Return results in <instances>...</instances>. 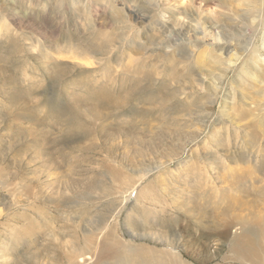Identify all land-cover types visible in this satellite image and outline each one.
<instances>
[{
	"label": "rangeland",
	"instance_id": "374dc122",
	"mask_svg": "<svg viewBox=\"0 0 264 264\" xmlns=\"http://www.w3.org/2000/svg\"><path fill=\"white\" fill-rule=\"evenodd\" d=\"M28 1L29 5L26 0H0L3 28L9 26L21 44L23 52L18 57L35 56V59L23 58L22 63L13 65V59L7 55L12 49L9 41L4 38L0 41V246L9 240L8 230L17 225L14 213L36 218L38 207L51 221L24 244L13 248L8 245L9 251L0 259V264H25V258L20 255L26 253L25 248L33 240L44 246L48 243L46 240L65 242L77 240L85 233L100 235L101 231L105 232L108 241L118 242V261L123 259L126 264H153L158 258L163 264H176L173 260L179 264H240L229 252L231 237L240 227L238 224L245 220L255 226L257 233L264 231V130L252 131L253 135L244 127L245 118H254L250 116V94L259 89L255 85L240 88L239 77L235 74L240 69L223 78H215V70L207 74L210 69L205 67L202 72L198 70L201 78H196L195 59H187L185 47L178 49L175 46L180 41L177 33L186 31L179 24H188L186 17L191 14L187 9L193 6L195 14L216 22L217 15L222 13L216 7V1L65 0L62 4L61 0ZM239 8L243 10L244 6ZM242 14L237 20L233 19L231 32H225L222 23L216 25L222 32L217 33L218 37L225 38L226 33L233 38L229 45L231 54L227 58H237V68L254 47L260 49L263 46L264 28H252L251 14ZM187 26L191 30L188 35L193 34V30L204 32L196 24ZM235 28L236 33H232ZM91 29L106 33L105 39L111 40L112 51L106 62L97 56L99 54L88 52L85 53L88 61L40 62L39 53L52 58L49 55L52 52L55 55L58 48L80 54L75 45L87 40ZM188 51L194 57L199 53L193 47ZM122 55L125 56L123 62L111 60L113 56L122 58ZM128 56L133 59L142 56L141 62L151 66H141L152 78H147L150 81L139 89L134 83L139 84L145 78L125 77L137 67L135 63H129ZM168 60L180 66V71L174 70L175 78L185 79L166 85V96L173 97L169 105L175 104L176 111L161 109L159 103H162L156 98L164 91L157 92L153 87L167 79ZM54 67L69 73L63 83L61 79L48 78L54 73ZM109 76H113L111 81L107 79ZM206 76L222 81L223 85L216 93L204 84L200 88L199 83L205 81ZM10 77L16 83L12 90L23 94L21 100L18 96L14 102L10 101L11 90L6 86V78ZM87 82H95L97 86L108 84L105 87L119 101L115 106L105 107V99L101 102L105 109L101 108L94 98L97 93L101 95L99 90L103 87L82 92ZM124 90H130L128 96L133 97L127 104L122 102L127 95ZM67 94L70 99L74 98L69 103ZM260 103L264 104V99ZM229 105L231 109L224 108ZM72 107L81 110L82 114L76 118ZM96 112H99L98 116L101 112V120L95 116ZM42 152L47 154L43 156ZM105 164L122 169L125 185L113 181L102 168ZM44 169L49 172L42 173ZM143 170L148 177L141 180L142 174L137 173ZM249 171L253 173L251 177ZM204 174L207 181H200ZM59 181L70 187L69 191L64 189L69 202L57 207L58 193L63 188L58 186ZM161 181L169 188L168 193L161 191L164 188ZM89 183L95 184V189L87 197L82 195L84 200L79 199L78 192L81 193ZM153 187L166 198V205H172L174 216L170 217L168 212L165 221L153 220L152 214H156L160 205H146L151 213L149 223H143L137 217V209L141 203L146 204V196L151 192L149 188ZM173 188L186 193L175 195ZM202 191L211 197L201 195L203 199L200 198ZM48 197L52 202L45 201ZM178 200H182L180 205L176 203ZM81 209L83 212L78 211ZM129 214L133 217H128ZM45 220L42 218V223ZM154 226L155 230L164 232L179 230L182 243L176 248L154 244L149 235ZM219 230L225 231L224 236L217 234ZM261 237L256 251L263 257L264 238ZM202 243L203 247L210 248L213 257L201 254L197 246L201 247ZM50 244L55 247L59 242L51 241ZM62 250L59 247V251ZM17 252L20 254L15 259ZM53 252L56 254L52 251L50 258L40 260L44 264H57L60 256Z\"/></svg>",
	"mask_w": 264,
	"mask_h": 264
},
{
	"label": "bare ground",
	"instance_id": "6f19581e",
	"mask_svg": "<svg viewBox=\"0 0 264 264\" xmlns=\"http://www.w3.org/2000/svg\"><path fill=\"white\" fill-rule=\"evenodd\" d=\"M26 1H27V4L29 5L30 1H28V0H26ZM64 1L65 0H61L60 4L64 3ZM75 1H79V0H75ZM208 1H211V0H203V2H208ZM214 1H216V5H217L216 7L218 9L222 10V13L217 15L216 22H211L209 19L204 18L203 16H200L199 14H195L193 12V8H192L193 6L191 8H188L187 11L191 14V15H188V17H186L188 24H184V23L179 24V27L182 29H185L186 31L184 32V30H183L182 32L177 33L180 41H178L175 46L178 49L185 47V55L188 56L187 59H192V60L195 59L194 64L197 66V71L194 74H195L196 78L197 77L201 78V76H199L200 73L198 72V70L200 72H202L205 67H208L210 69L207 72V74H210L211 71L215 70V72H214L215 78H223L224 75L232 73V72L233 73L237 72L240 69L239 73L238 72L235 73L239 77L238 81L241 85L240 88H243V87H246L249 85H255V87L259 89V91H256V92H253L250 94L249 99L251 100L250 104L252 106V110H250V113H251L250 116H254V118H251V119H250V117L245 118V124H244L245 130L247 131V133H251V134H253L252 131L262 132L261 130H264V104H261L260 102H262V99H264V33L262 36L263 37L262 48H260V49H259V47H254L253 49L251 48L252 50L249 52L250 54L249 53H248L249 55L246 54V57L248 56L246 58V61L243 62L242 64H240L241 66L237 68V66L239 65L238 59L237 58H234V59L227 58V55L231 54L230 53L231 48L229 45H230V42L233 40V38L229 37L226 33H224V35H223V36H226L225 38H221L220 35L218 37L217 33H222V32H221V27L219 26L220 28H218L216 25H217V23H222L223 29L225 30V32H231V29H232L231 24H232L233 19L237 20L238 18H240V13L242 12L243 14L245 13L246 15L251 14V18H250L249 22H250V24H251L250 26H252V28L253 27L264 28V0H248V1H244V0H214ZM240 6H244V9L239 10ZM239 11H240V13H239ZM199 13H201V12H199ZM179 14H183V12H179ZM8 15L9 14H7V16ZM11 16H12V14H11ZM9 17L10 16H8V18ZM8 20H10V19H8ZM175 21H177V20H175ZM245 21H246V19H245ZM192 24H196V26L201 27L202 29H204V32L203 33H197L196 30H193L194 33L191 35H188L189 31H191V30L187 29L188 28L187 25H192ZM4 25H5V22L0 21V31L2 30L1 31L2 34L0 35V41H2V38H4L5 40L7 39L9 41L12 49L10 51L8 50L9 52L7 53V55L9 57V59H13L12 64L15 65V62L18 64L20 61H21L20 63H22L23 58L35 59V56L32 54H30L26 57H21V58L18 57L19 54L23 52L22 48H21V44H19L18 40L13 36V34L11 32L12 31L11 28H9V26H7V27L5 26L6 28H3ZM234 27H236V25H234ZM226 28H228V29H226ZM103 29H105V28L103 27ZM201 31H203V30H201ZM232 33H236V28L232 31ZM198 35H201V36L199 37ZM229 35H232V34H229ZM70 36H72V35H70ZM105 36H106V33L100 32L98 29H91L90 30V37L87 40L85 39L82 43H76V45H75V48L80 50V54L75 53L76 51L69 52V51H67L66 48L65 49L58 48L57 50H55L57 52L55 55L53 52L50 55L47 54L50 57H52V58H48L47 56L41 55L37 50L36 51L40 55V59H41L40 62H42V60H45V61L49 60L50 63H57L60 61L63 62L62 59H65L64 60L65 62L66 61H76V62L77 61H88V58L85 55L86 52L92 53L94 55L99 54L97 56H100V59L102 58L101 60L106 62L107 60L110 59L109 56H110L111 51H112L111 46H113V45H112L111 40L109 38L106 37V39H105ZM72 38H74V37H71L70 39H72ZM133 38H136V37L134 36ZM183 38H185V39L183 40ZM109 47H110V49H109ZM190 47H193L194 50L199 51V53L196 57L192 56V54L188 51V49H190ZM240 55H242V54H240ZM124 57H125L124 55H122V58H119L118 56H113L111 60L112 61L118 60L119 62H123ZM143 59L144 58L142 56L140 57V59L139 58L133 59V58H130L128 56L129 63H135L137 65V67L133 71H131L129 73V75H126L125 77L126 78H145L139 84L137 82L134 83V86H139L138 88L136 87L137 89L141 88L144 84H146L148 81H150L147 78H152V75L150 73H148L147 70H143L141 68L142 65H146L147 68H151V66H149L148 64H145V62L144 63L141 62ZM168 62L170 64V67L166 69L165 78H167V79L164 82H161L160 84H157V85L151 84L152 82L150 84L153 85V87H155L157 89V92L164 91V93L159 94V95L157 93L158 96L156 98V100H160L162 103V105L159 103L161 109L163 107L164 110L176 111L177 108L174 106L175 104L169 105V101L171 99H173V97H169V94H168V96H166L167 95L166 94V85L169 82H179L180 80H185V79L184 78H175L176 73L174 70L177 69L180 71V66H179V64H175V63L173 64V62L171 60H168ZM24 65H25V62H24ZM54 68H55L54 71L51 70L54 73L52 75H50L48 78L61 79V82L63 83L65 80L63 78H67L69 73H67V71H65V70L60 71V70L56 69V67H54ZM86 74H87V72H86ZM244 75H247L246 76L247 78H243ZM112 77L113 76H109L107 79H109V81H111ZM205 78H207V79H205V81H202V83H199L200 88L204 84L205 87L209 88L214 93H216V91L219 90L220 87L223 85L222 81L219 79L208 78L207 76ZM67 84H70V83H67ZM97 85L98 84L95 82H87L83 85L84 90L82 92H92V91L98 90L97 88L103 87L101 90H99V92H101V95H100V93H97L96 95H98V96L94 98L96 104L100 105L101 108H103V105L101 104V102H104V100L107 99V101H105V103H104L105 107L115 106V103H116V101H119V98L117 96L113 97V94L109 92V88L105 87L108 84L104 83L101 86H97ZM6 86L10 87L9 90H11V92H9V94H8L10 101L12 99V102H14V100H17L19 98L18 96H20V100H21V97L23 96V94L22 93L17 94L14 90H12L14 87H16V83H15V80L13 78H11V77L6 78ZM113 86H114V83H113ZM0 92H1V90H0ZM124 92L127 95H125V97L123 98L124 101H122V102L127 104L128 103L127 101L133 97L128 96L130 94V90L129 91L124 90L123 93ZM240 93L244 94V92L242 90ZM117 94H119V93H117ZM201 94H203V93H201ZM207 95H204V96L206 97ZM66 97L68 100L67 103H69L70 100L74 99L73 97H72V99H70L71 97L68 94L66 95ZM176 98H178V97H176ZM198 102H199V100L197 99L196 103H198ZM72 108H73L72 113L76 118L82 114L81 110H78L77 108L75 109L74 107H72ZM224 108L225 109H227V108L231 109L230 105L227 107H224ZM103 109H105V108H103ZM254 111L256 114H254ZM96 113H94V114H96L95 116H97L99 119L102 118L101 112H100V116H98L99 112H96ZM103 114H105V113H103ZM242 114H244V113H242ZM259 114H260V117H258ZM223 115H224V111H223ZM98 118H96V119L98 120ZM228 126H229V124H228ZM253 135H255V134H253ZM8 139L10 140L11 138H8ZM15 142H16V140H15ZM214 146H217V145L215 144ZM202 152H204V151H202ZM36 153H38V152H36ZM214 153H216V151ZM41 154H43V156H44L47 154V152L46 153L42 152ZM46 164L47 163L45 162L44 165L46 166ZM107 165L108 164L103 165L102 168L106 171V173L108 175L111 176L113 181H115L116 183H118L120 185H125L122 183L123 178H125V176L123 175L122 169L121 170L116 169V166L110 167V164H109V166H107ZM191 167L193 168V166H191ZM222 170H223V168H222ZM217 171H219V170H217ZM44 172L47 173V172H49V170L48 171H47V169L42 170V173H44ZM248 173H249V175L250 174L253 175V173H251L250 171ZM138 174H142L139 176V179H141V180L144 177L145 178L148 177L147 172H144V170L141 171V173L139 171V173H137V175ZM200 174H202V173L200 172ZM183 175H185V173ZM219 175H218V177H219ZM251 175H250V177H251ZM36 176L38 177L37 174H36ZM221 176H220V178H221ZM203 179L205 181H207V175L206 174L203 175V178H202V176L200 177V181ZM37 181H38V179H37ZM158 183H160V182H158ZM222 183H223V180H222ZM94 185L95 184H90V183L87 184V186H85V188H83L81 190V193L78 192V194H79L78 198L84 200L85 198H83L81 196L85 195L87 197V195L89 193H91L92 190L95 189ZM161 185H162V187H164L161 190L162 192L168 193L170 191L169 188L164 183L162 184V181H161ZM50 186H52V184H50ZM58 186L63 187V188H61L62 189L61 193H58L59 197L57 199V204H56L57 207H59L61 204H65L66 202H69V199L65 197L66 193H64V189L67 190L68 188H70V187H66L65 184H62L60 181H59ZM177 186H179V185H177ZM192 186L195 187V185H192ZM77 187H78V185H77ZM188 187H190V186H188ZM201 187H202V184H200V188ZM149 189H150L149 191H151V192H149L146 196V198H147L146 204H144V203L140 204L139 208L137 209V217L140 218L143 223H149V213H151V212L146 209V205H152L155 203L160 205V209L156 212V214H154V215L152 214L153 220L163 219L165 221V217H166L165 214L166 213L169 214L168 212H170V217H173L174 213L171 211L172 205H170V203L168 205H166L167 200L165 197L163 198L161 196L162 193L158 194L154 190V187L149 188ZM176 189L177 188H173V190L175 191V195L177 193L185 195V193H186L185 191H179L178 192ZM205 189H203V190H205ZM183 190H184V188H183ZM210 190L208 192L212 194V192ZM67 191H69V190H67ZM208 192L205 193L204 191H202V193L200 194V198H202L201 195H205L204 197L210 198L211 195ZM221 196H222V199H224L223 194H221ZM41 198H45V197H39V199H41ZM189 198H192V197L189 196ZM45 201L52 202L50 197H48L47 200H45ZM176 203L180 205L182 203V200L181 201L178 200ZM192 204H194L197 208V204H195L194 202ZM198 205H200V204H198ZM82 206H83V203H82ZM164 206H166V207H164ZM252 206H254V204ZM252 208H254V207H252ZM191 209H193V207ZM78 211L83 212V209L78 210ZM193 211H195V210H193ZM232 211H234V210L232 209ZM31 212H32V210H31ZM159 213H160V216H158ZM190 213H192V212H190ZM35 214L38 215L36 218L31 217L30 215H26L25 213H14V222L17 223V225L20 224V226L18 227L16 224H14V227L13 228L10 227L11 229L8 230L9 232L7 233V238H9V240H6V243H1L0 259L1 258L3 259V257H5L7 255V250H8L7 246L8 245H11V247L13 248V247L17 246L18 244H24L28 240V238H30L31 236L37 235V233H39V231L42 227H48L49 226L50 221H51L50 218H48V216L44 212H42L38 207L35 209ZM228 215H229V213H228ZM127 216L133 217L131 214H129ZM42 218H46L47 220H45V222L42 223ZM36 220H38V221H36ZM218 220H220V218H218ZM259 222H260V220H259ZM238 225L240 227L232 235L231 240H230L229 252L231 254L232 259L240 262V264H264V256L263 257L259 256L257 253V251H258L257 246H258L259 241H260L259 239L261 237V233H262L261 238L262 239L264 238V231L260 233V231L258 230L259 233H257L254 230L255 226L252 224H248L247 221H245V220L242 221L241 224H238ZM232 226H233V224H232ZM154 228H155V226L151 228L152 232L149 233V235L152 237L151 241H153L154 244H159L162 246L163 245L164 246H172V247L176 248L179 244L182 243L180 241L179 230L172 233L170 230H168L167 232H164V231L155 230ZM99 233H101V234L97 235L94 232L93 233H85L82 235V237L78 238L77 240L67 239V241H65V242L64 241L62 242L61 240H51V241H58L59 242V245L55 246V247L50 244L51 241H49V240H46L48 243L45 244L44 246L38 245L39 244L38 240H33V242L25 248V251L28 254L21 253L20 256L21 257L23 256L25 258V260H26L25 264H44V262L42 260H40V258H42V259L43 258H50L49 254L52 251H56V254L53 252V254H55V256H60L59 259L57 260V264H62L61 262H63V261H65L64 264H107L110 261H114V262L118 261L120 259L117 256V252L119 251L118 242L116 243V242L108 241L107 237H105V235H104V233H105L104 231H101ZM217 234L218 235L220 234V236H224L225 231L219 230L217 232ZM51 237H52V235H51ZM67 242H70V243H67ZM60 243H64V245L61 246ZM59 247L61 249H63L62 252L59 251ZM194 247H196V246H194ZM197 247L200 249V252L203 256L209 257V258L213 257L210 255V251H211V250H209L210 248L203 247V243H202L201 247L200 246H197ZM237 248H239V249L241 248L242 251L240 252ZM107 253L109 255H107ZM19 254H20L19 252H17L15 254V256H14L15 259H16V257L19 256ZM215 254L216 253L214 252V255ZM217 254H218V252H217ZM254 260H257L259 262L255 263ZM173 262H175L176 264H179L177 261L173 260ZM114 264H126V261L122 259L121 261H118L117 263H114ZM153 264H163V262L161 261L160 258H158V261L154 260Z\"/></svg>",
	"mask_w": 264,
	"mask_h": 264
}]
</instances>
